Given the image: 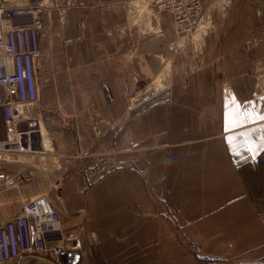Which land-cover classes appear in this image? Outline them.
<instances>
[{
  "label": "crops",
  "instance_id": "0c3cea01",
  "mask_svg": "<svg viewBox=\"0 0 264 264\" xmlns=\"http://www.w3.org/2000/svg\"><path fill=\"white\" fill-rule=\"evenodd\" d=\"M138 1L0 0L45 20L0 225L47 197L69 236L7 264H264V0H207L190 31Z\"/></svg>",
  "mask_w": 264,
  "mask_h": 264
},
{
  "label": "built area",
  "instance_id": "2783aa9c",
  "mask_svg": "<svg viewBox=\"0 0 264 264\" xmlns=\"http://www.w3.org/2000/svg\"><path fill=\"white\" fill-rule=\"evenodd\" d=\"M145 7L172 17L184 31L200 16L207 0H144ZM43 16L37 7H0V113L6 124L17 125L39 103L36 63L41 59ZM203 56L202 45L195 46ZM30 111V112H29ZM69 236L59 212L47 197L24 204L0 225V264L43 253L59 259Z\"/></svg>",
  "mask_w": 264,
  "mask_h": 264
},
{
  "label": "rangeland",
  "instance_id": "374dc122",
  "mask_svg": "<svg viewBox=\"0 0 264 264\" xmlns=\"http://www.w3.org/2000/svg\"><path fill=\"white\" fill-rule=\"evenodd\" d=\"M145 3H146V1H144V0H142L141 2L140 1H138L137 2V4H135V5H138V6H141V5H143V6H145ZM134 6V5H133ZM40 10V9H39ZM42 10V9H41ZM40 10V11H41ZM43 16V15H42ZM44 18V17H43ZM43 22H44V25H45V20L43 19ZM191 40H193V43L195 42V46H197V45H201L200 43H199V38H198V31H193V33H192V38H191ZM203 47V46H202ZM203 50H205V54H206V49H205V47L203 48ZM194 51H195V54H196V56L197 57H203V56H205V54L203 55V56H201V54H199V52L196 50V48H194ZM39 103H37V104H35V105H33L34 106V110H39V109H41V107L38 105ZM36 106V107H35ZM39 106V107H38ZM43 110V109H42ZM30 111H32V108H30ZM29 111V112H30ZM36 114H38V118H36L37 116H34L35 118H36V120H35V122L37 121V122H39L40 120H42V121H52V120H54V119H57L58 117H57V113L55 112V111H52V112H50V111H42V113L41 112H38V113H36ZM259 115H263L264 113H258ZM31 118V116H29V118L28 119H30ZM25 120H27V119H25ZM36 122V123H37ZM21 122H19L18 124H20ZM48 123V122H47ZM17 124V125H18ZM34 125H36V124H34ZM37 125H38V123H37ZM6 131H7V124L4 122V120H3V118H2V115H1V113H0V137L1 136H3V134H5L6 133ZM54 131H56V129H54ZM45 133H47L46 131H45ZM56 136V134L54 135V137ZM218 262V261H217ZM217 262H215L214 264H216ZM219 263V262H218ZM217 263V264H218Z\"/></svg>",
  "mask_w": 264,
  "mask_h": 264
},
{
  "label": "snow or ice",
  "instance_id": "6c2138e0",
  "mask_svg": "<svg viewBox=\"0 0 264 264\" xmlns=\"http://www.w3.org/2000/svg\"><path fill=\"white\" fill-rule=\"evenodd\" d=\"M242 113L235 112L232 114V120L235 122V126H239L240 123H243ZM261 119H264V116L260 117Z\"/></svg>",
  "mask_w": 264,
  "mask_h": 264
}]
</instances>
